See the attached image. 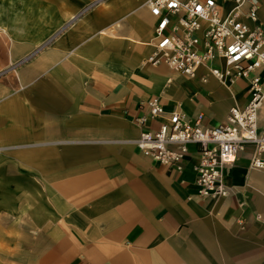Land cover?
<instances>
[{"label":"crops","instance_id":"obj_1","mask_svg":"<svg viewBox=\"0 0 264 264\" xmlns=\"http://www.w3.org/2000/svg\"><path fill=\"white\" fill-rule=\"evenodd\" d=\"M15 1L19 10L0 2V227L11 218L12 260L264 264V170L249 167L253 145L224 169L229 194L214 199L197 194V144L169 168L135 143L161 120L137 125L148 99L213 127L246 105L248 78L229 90L146 62L147 0H106L73 21L90 0ZM216 1L223 15L233 6ZM255 3L257 21H244L264 26V0ZM255 74L264 85V67Z\"/></svg>","mask_w":264,"mask_h":264},{"label":"built area","instance_id":"obj_2","mask_svg":"<svg viewBox=\"0 0 264 264\" xmlns=\"http://www.w3.org/2000/svg\"><path fill=\"white\" fill-rule=\"evenodd\" d=\"M231 1L232 8L223 15L216 0H147L155 22L146 62L164 64L201 82L212 76L229 90L235 80L248 78L246 105L234 103L224 123L208 127L202 113L193 117L180 109L166 113L160 99L153 97L146 101L147 114L136 118L139 127L147 118L161 119L156 129L141 130L135 140L144 155L161 165H177L188 155L190 144L198 145L197 194L214 199L229 194L224 169L247 145L254 147L249 167L264 170V129L257 126L264 85L255 74L264 67V26L244 21H257L255 0Z\"/></svg>","mask_w":264,"mask_h":264},{"label":"rangeland","instance_id":"obj_3","mask_svg":"<svg viewBox=\"0 0 264 264\" xmlns=\"http://www.w3.org/2000/svg\"><path fill=\"white\" fill-rule=\"evenodd\" d=\"M106 0H90L87 2V4L84 5V7L81 9V11L74 17L73 20H75L78 16L83 14L85 11L105 2ZM1 2V0H0ZM14 2H17L15 0H3V3H7L5 5H2L4 8L10 10L14 7H17L16 10H19V6H15ZM30 4L28 6H31L32 8L38 7L37 5H33V2H29ZM71 21V22H72ZM69 22L68 24H70ZM67 26V25H66ZM206 83V81H205ZM208 86V84H207ZM4 218V224L3 228L0 227V264H28L27 262L22 261H13L12 258V233L13 230L10 228L11 218Z\"/></svg>","mask_w":264,"mask_h":264},{"label":"bare ground","instance_id":"obj_4","mask_svg":"<svg viewBox=\"0 0 264 264\" xmlns=\"http://www.w3.org/2000/svg\"><path fill=\"white\" fill-rule=\"evenodd\" d=\"M190 78H194V77H190Z\"/></svg>","mask_w":264,"mask_h":264}]
</instances>
